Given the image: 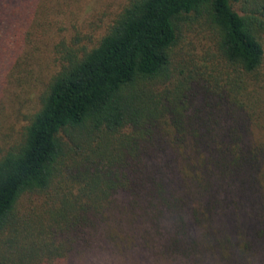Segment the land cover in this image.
Here are the masks:
<instances>
[{
  "label": "trees",
  "instance_id": "16d2710c",
  "mask_svg": "<svg viewBox=\"0 0 264 264\" xmlns=\"http://www.w3.org/2000/svg\"><path fill=\"white\" fill-rule=\"evenodd\" d=\"M32 77L0 264H264V0H0V110Z\"/></svg>",
  "mask_w": 264,
  "mask_h": 264
},
{
  "label": "rangeland",
  "instance_id": "374dc122",
  "mask_svg": "<svg viewBox=\"0 0 264 264\" xmlns=\"http://www.w3.org/2000/svg\"><path fill=\"white\" fill-rule=\"evenodd\" d=\"M239 7V6H237ZM236 7V8H237ZM203 36V33L197 34L194 32V29L191 31L187 32V37L184 39V42L188 41H194L196 42L195 44L198 45V48L200 47V38ZM42 61V62H41ZM50 58L46 57L44 60H37V61H31L30 63L36 68V73L34 76H40L38 72H42L43 74L48 75L50 73V70L54 67L51 64V67L49 66ZM38 62H41L40 64H43L42 68H40ZM43 69V70H42ZM30 82L33 84H25L23 88L17 87L16 85H11L9 87H6V90H4V93L2 95V104L3 107L0 111H3L0 113V126L2 130H6L7 127L11 125H16L17 128L20 127V124L24 122L23 119L19 121L20 123L18 124L16 119L14 118V115H12V107L14 105V102L12 101V98L15 96L16 90H18L19 93L22 94L23 98H29L31 96V93H35L38 90V87L34 85L36 83L34 77L30 79ZM31 106V103H30ZM65 139H69L66 135H64ZM93 158V155L92 157ZM88 162L84 159L81 158L80 156L74 155V157L70 161L71 169L69 171H66L64 174H80V170H83L85 166H88L90 164H87ZM27 197V196H26Z\"/></svg>",
  "mask_w": 264,
  "mask_h": 264
}]
</instances>
